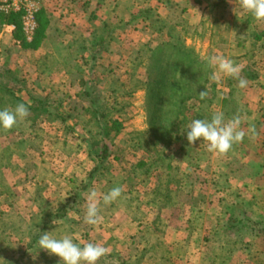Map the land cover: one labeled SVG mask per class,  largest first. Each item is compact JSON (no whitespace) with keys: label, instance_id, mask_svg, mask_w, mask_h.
<instances>
[{"label":"rangeland","instance_id":"374dc122","mask_svg":"<svg viewBox=\"0 0 264 264\" xmlns=\"http://www.w3.org/2000/svg\"><path fill=\"white\" fill-rule=\"evenodd\" d=\"M234 6L230 4L220 21L223 9L214 10L209 22L213 38L190 47L189 56L181 42L166 47V41L140 35L131 43L116 35L121 32L117 25L106 28L114 40L89 50L101 55L78 58L80 65L67 76L59 72L37 77L30 69L36 58L30 43L0 58L10 71L3 79L25 87L15 95L21 100L6 95L8 104L2 107L30 106L27 118L11 129L0 128V264H60L58 256L39 248L43 232L72 237L81 246H104L108 252L97 264H194L195 258L199 264H264V21L240 7L234 11ZM212 55L227 56L239 65L247 87L239 88L236 79L218 72L212 80L215 69L207 63ZM55 63L51 56L44 58L46 68ZM162 71L163 80L158 77ZM159 81L166 84L158 85L155 95L148 85L152 89ZM65 83L71 86L65 88ZM36 84L45 89H35ZM188 94L192 97L180 108L177 102ZM35 97L47 107L23 102ZM92 107L119 125L111 130L117 133L109 138L107 160L71 202L93 167L85 143L79 144L75 136L104 126L97 120L83 127ZM217 111L226 122L239 117L245 133L225 154L209 152L203 140L189 144L186 138L192 120H210ZM66 134L75 149L85 152L78 168L65 166ZM90 137L94 143L99 140ZM53 148L63 155L52 153ZM65 177L70 180L65 182ZM114 187L122 188L120 197L127 198L133 225L118 221L115 228L110 220L114 206L123 207L120 197L101 204L100 223L87 224L89 192L103 198ZM14 192L21 197L11 202ZM176 201L182 211H173L178 216L185 212L184 219L156 220L158 206L171 207ZM188 206L195 215L187 213ZM77 223L84 224L83 231H77ZM173 226L180 232L175 234Z\"/></svg>","mask_w":264,"mask_h":264},{"label":"crops","instance_id":"0c3cea01","mask_svg":"<svg viewBox=\"0 0 264 264\" xmlns=\"http://www.w3.org/2000/svg\"><path fill=\"white\" fill-rule=\"evenodd\" d=\"M232 3L236 8L234 11H239V1L237 0H40L38 12L40 27L34 41L30 45L36 58L31 61L30 69L35 72L37 77L43 74L51 75L59 72L67 76L73 67L80 65L78 58L85 56L92 58L101 55L100 52H96L95 55L93 51L89 50L95 48L91 43L101 36L104 29L108 26L114 28V26L120 25L121 32L116 35L130 40L131 43L134 42L135 37L141 35V37L145 36L148 41H166L168 42L166 47L169 46V43L178 44L180 42L185 48L197 47L200 43L207 42L213 38V29L209 22L214 10L223 9L221 15L217 17L218 21H220L225 17L226 10L229 11ZM5 22H8L6 17L0 18V58H3L8 50L24 46L14 44L15 35L13 37L10 33L4 31L3 25ZM112 35L113 32L106 36L110 42L116 38H113ZM120 36L117 38H120ZM83 42L86 45L88 44L87 48H85V43ZM60 54L61 57H59ZM66 55H71V59L65 60ZM47 56L55 58L56 63L46 68L44 66V58ZM1 65L2 63L0 62V103H2L1 97L4 95L1 91L4 88L14 89L15 95L25 89L23 86L22 88H16L13 84L15 82L3 79L2 74L10 71L4 69ZM69 86H71V83H65V88ZM38 88L39 85L36 84L35 89L38 90ZM44 89L43 86L41 89L39 88L42 91ZM23 102L28 103V105L37 103L33 99H23ZM69 140V134H66L65 166H70L71 169H74V167H79L80 159L84 157L85 152L75 149V145L70 144L71 140ZM53 150L52 153L55 155H63L62 150H56L55 148ZM85 156L93 165L95 164L90 159V156L87 154ZM70 162L73 163L69 164ZM70 177H65V182L69 181ZM14 193V199L11 202L21 197L19 193ZM120 198H122L120 202L123 200V207L118 205L115 208L114 206V214L110 218V220L114 219L115 228L118 221H124L130 226L133 225L132 219H134V216L130 214L127 198L125 196ZM97 199L100 201V206H102V196L98 195ZM173 205L171 207L158 206L156 220L170 222L171 219H178L179 216L184 219L186 217L185 212H180L179 216L175 213L181 210L182 203L176 201ZM188 208L190 211H187V213L195 215L194 211L192 212L194 209L191 206H188ZM99 215L101 217L100 212ZM193 215H190V217L192 218ZM98 222L100 223V221ZM83 227L84 224L77 223V231H83ZM171 229L175 234L180 232L179 228L175 226L171 227ZM213 248L214 245L212 246ZM191 261L194 264H199V259L196 260L195 258Z\"/></svg>","mask_w":264,"mask_h":264},{"label":"clouds","instance_id":"9594fccd","mask_svg":"<svg viewBox=\"0 0 264 264\" xmlns=\"http://www.w3.org/2000/svg\"><path fill=\"white\" fill-rule=\"evenodd\" d=\"M239 7L250 14L258 21H264V0H239ZM209 66L215 69L210 77L216 80V73L223 74L238 81V87H247V80L241 77L242 69L234 61L224 55H212L207 58ZM206 95V91L200 93L201 98ZM29 107L23 103L17 104L13 109L0 110V128L11 129L18 121L24 120L29 116ZM240 119L234 117L226 122L222 111L215 112L210 120L194 119L188 125L186 138L189 144L197 140H203L207 144L209 152L227 153L234 144L242 142L245 133L240 130ZM122 193V188L114 187L103 195V203L111 204L117 200ZM100 201L97 199V192L92 190L87 196V208L85 222L95 225L100 220ZM43 232L38 240L40 249L46 250L49 254H54L60 258V264H97L104 257L108 250L104 246L96 243H87L81 246L74 242L72 237L63 236L57 238Z\"/></svg>","mask_w":264,"mask_h":264},{"label":"trees","instance_id":"16d2710c","mask_svg":"<svg viewBox=\"0 0 264 264\" xmlns=\"http://www.w3.org/2000/svg\"><path fill=\"white\" fill-rule=\"evenodd\" d=\"M2 17H6L7 18V21H14L17 23V25H19V20H18V17L15 16V15H0V18ZM37 21H38V27H37V30H36V33H35V36L38 32V28L40 27L39 26V20H38V16H37ZM108 28V27H107ZM106 30V31H105ZM105 32V33H104ZM109 31L105 28L103 33L101 34V36H99L95 41H93L91 43V45H94V46H98L99 48H102L103 44L108 40V38L106 36L110 35V33H108ZM107 33V35H105ZM15 37L19 38L21 40V43L22 45H28L29 43H26L23 38H22V34L20 33L19 30H17L15 32ZM35 39V37H34ZM33 39V41H34ZM32 41V42H33ZM31 42V43H32ZM30 43V44H31ZM29 44V45H30ZM176 47V46H173V48ZM183 50H185V55L186 56H189L191 55L192 51L191 49L189 48H183ZM186 51H189L188 53ZM175 54L173 53V56ZM169 56V55H168ZM187 64H189V62H187ZM175 63H171L170 64V67H174ZM164 72L162 71L161 73H159V78L161 80H163L164 78ZM173 79V78H172ZM151 83L154 82V81H150ZM149 82V85H148V89L150 91H154L155 92V95L158 94V85H159V88L161 85H165L162 83V81H159L156 83L157 86H152V89L150 88L151 87V83ZM164 82V81H163ZM83 84H85V82L82 81ZM170 86L169 87H173L174 85V82L173 80H171L169 83H168ZM21 90V89H20ZM131 91V90H130ZM128 91V93L130 92ZM4 93V95L1 97V101L2 103H0V110L3 109V107H1V105H5L6 103L8 104V101L6 99V95H9L10 97H12V99L14 100H21V98H16L15 96V90L12 89V88H4L3 91H1ZM86 95H89L90 96V93L89 92H86ZM18 97V96H17ZM192 97L191 95H187L183 98H181L177 103H180V108H183V101L187 98H190ZM5 99V100H4ZM34 101H37V106L38 107H47V104H45L43 101H41L40 99H37L36 97L35 98H32ZM94 100V99H93ZM91 100L90 102L91 103H94L95 101ZM114 100H116V98L114 97ZM10 105V104H9ZM7 106V105H6ZM11 109V108H10ZM87 110L91 113L90 115V118L86 121V123L83 125V127L85 128L86 125L89 124V122L91 121H103L104 122V126L102 128V130H100L99 132H91L90 129H87L86 132L84 134H76V138L79 139V144L82 145L81 142H84L85 143V146L87 147V155L90 156V159L93 160L95 162V164L93 165V167L89 170L88 172V175H87V180H85V182L79 186L78 188H75L74 190V195L75 196H72V198L70 199L71 202H74L76 197H78V195L86 190L89 185H90V181L91 179L94 177V175L96 173L99 172V169L101 168V165L107 160L108 156L110 155V147H111V142L109 141V138L112 136V134H115L117 132H111L112 128L114 125H119V123L114 120L112 117H107L106 114H104L103 112H100L98 111L97 107H92L91 109L90 108H87ZM36 118V115H34L32 117V119H35ZM71 132L74 133V130L71 129ZM92 134V135H91ZM93 135H97L99 136V140L98 142H93L91 137L90 136H93ZM99 144V148H97V145ZM143 163V162H142ZM71 206L67 207V208H71ZM67 208H65V213L66 211L68 210ZM64 213V211L62 212ZM62 216V215H61ZM232 227V226H231ZM234 227V226H233Z\"/></svg>","mask_w":264,"mask_h":264},{"label":"built area","instance_id":"2783aa9c","mask_svg":"<svg viewBox=\"0 0 264 264\" xmlns=\"http://www.w3.org/2000/svg\"><path fill=\"white\" fill-rule=\"evenodd\" d=\"M40 8V0H0V15H15L19 25L14 21L5 22L4 31L13 37L17 30L22 34L26 43H31L38 27L37 16ZM14 44L21 46V40L14 37Z\"/></svg>","mask_w":264,"mask_h":264}]
</instances>
